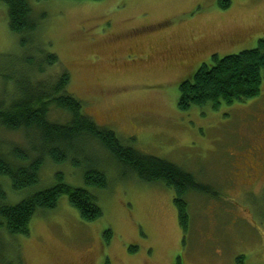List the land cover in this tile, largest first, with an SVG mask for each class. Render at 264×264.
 I'll return each instance as SVG.
<instances>
[{
  "label": "rangeland",
  "instance_id": "374dc122",
  "mask_svg": "<svg viewBox=\"0 0 264 264\" xmlns=\"http://www.w3.org/2000/svg\"><path fill=\"white\" fill-rule=\"evenodd\" d=\"M28 1L34 44L57 55L83 112L123 144L192 173L209 193L185 196L183 231L171 188L141 181L97 144L85 146L92 165L47 162L37 188L54 185L56 172L85 187L82 169L95 167L107 178L94 190L102 215L81 221L62 195L33 216L28 235L0 233V263L264 264V155L255 151L264 142V80L244 103L177 105L179 83L210 54L257 47L264 0H229L225 10L219 0ZM25 49L0 0V60ZM0 138L22 145L19 132ZM0 186L8 203L26 196L5 178Z\"/></svg>",
  "mask_w": 264,
  "mask_h": 264
},
{
  "label": "trees",
  "instance_id": "16d2710c",
  "mask_svg": "<svg viewBox=\"0 0 264 264\" xmlns=\"http://www.w3.org/2000/svg\"><path fill=\"white\" fill-rule=\"evenodd\" d=\"M1 1L6 6L9 30L19 36L20 45L26 49L22 55H7L0 60V131L19 132L18 143L23 145L0 138V179L5 178L14 192L26 196L8 203L0 186V233L28 235L33 216L54 209L62 195L77 210L81 221L98 219L102 209L94 190L107 187L103 171L95 167L82 169L85 187L64 182L62 174L56 172L54 185L37 188L45 163L70 162L81 167L86 161L89 165L84 147L92 144L100 146L117 165L141 181L171 188L180 227L187 230L185 196L189 192L208 194L209 188L182 167L123 144L113 131L96 125L83 112V102L70 93V74L61 67L57 55L42 44H34L37 24L29 1ZM229 5V0H219L217 6L225 10ZM263 80L264 38L256 48L213 56L211 63L201 65L179 83L177 105L185 111L191 106L210 104L217 109L220 105L244 103L258 97Z\"/></svg>",
  "mask_w": 264,
  "mask_h": 264
},
{
  "label": "flooded vegetation",
  "instance_id": "af4514ba",
  "mask_svg": "<svg viewBox=\"0 0 264 264\" xmlns=\"http://www.w3.org/2000/svg\"><path fill=\"white\" fill-rule=\"evenodd\" d=\"M231 42H232V41H231ZM203 61H205V60H203ZM203 63H204V62H203ZM255 151L258 152V153L261 154V155H264V142H262V145L259 146V147H257V148L255 149Z\"/></svg>",
  "mask_w": 264,
  "mask_h": 264
}]
</instances>
